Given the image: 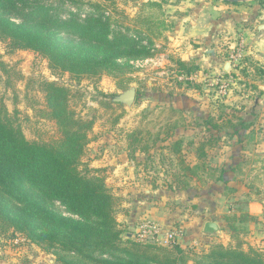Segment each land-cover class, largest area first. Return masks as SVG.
Instances as JSON below:
<instances>
[{
	"label": "rangeland",
	"instance_id": "1",
	"mask_svg": "<svg viewBox=\"0 0 264 264\" xmlns=\"http://www.w3.org/2000/svg\"><path fill=\"white\" fill-rule=\"evenodd\" d=\"M40 1L51 4L62 18L71 14L82 18L91 10L90 3H106L115 20L124 24L122 29L128 35L142 34L150 55L120 59L98 78H78L52 70L41 55L12 49L0 39V103L20 125L26 138L51 141L59 137L55 122L41 116L40 111L46 109L41 83L51 81L64 86L69 90V107L81 117L93 120L88 132L90 140L80 159L83 164L101 170L98 174L104 177L115 199V217L123 240L132 238L161 245L176 242L196 255L216 243L233 246L241 239L244 249L254 248L264 253V227L256 224L255 216L245 211V205L239 207L235 203L234 189L225 188L222 201L225 207L218 214H207V197H200L199 205L192 199L200 196L197 192L209 182L207 175L188 179V188L170 189L176 173L183 172L177 155L169 149L154 148L150 150L152 159L138 151L132 158L125 149L132 136L140 140L138 146L147 143L153 147L158 133L161 138L168 125L178 123L180 126L174 130L171 141L182 139L186 161L194 162V144L188 142H198L207 135L201 130L202 123L208 114L221 113L219 104L229 107L223 109L225 112L249 114L257 110L253 105L264 86V73L261 76L248 69L249 74H244L236 66L247 55L264 66V57H255L252 53V35L257 36V24L264 19L258 23L246 20L236 26L232 24L230 29H224L222 39L223 33L210 45L207 43V2L210 0H152L159 1L160 8L144 5L149 0ZM261 3L264 0L242 6L250 12L252 4ZM148 14L156 16L158 27L154 25L155 20L151 23L142 20ZM210 48H214L215 54L220 53L216 63L207 52ZM179 58L198 68L188 74L178 73L176 60ZM226 62L227 69L223 66ZM131 88L135 90L133 102L119 101L118 97ZM247 119L252 120L248 116ZM253 125L254 132L242 130L210 154L216 153L218 157L225 148L223 152L235 154L239 145L234 144L244 142L246 157L234 165L235 172L246 175L249 190L259 194L261 187L252 180L257 156L253 145L263 133L255 130L256 120ZM124 154L127 159L123 158ZM217 170L215 175L221 167ZM261 186L264 188V182ZM207 215L215 217L220 225L218 232L208 235H213L210 240L202 233ZM53 252L19 234L0 236L1 264H26L27 261L59 264Z\"/></svg>",
	"mask_w": 264,
	"mask_h": 264
},
{
	"label": "trees",
	"instance_id": "2",
	"mask_svg": "<svg viewBox=\"0 0 264 264\" xmlns=\"http://www.w3.org/2000/svg\"><path fill=\"white\" fill-rule=\"evenodd\" d=\"M144 3L161 5L152 0ZM90 6L82 18L76 14L62 18L56 8L40 0H0V39L12 49L41 55L52 70L78 78H98L120 59L150 55L142 34L128 35L106 3L93 2ZM142 20L158 23L154 14ZM147 44H152L150 38ZM176 64L180 74L198 68L180 58ZM236 68L244 74H249L248 69L261 76L264 73V66L248 55ZM41 86L46 106L41 116L55 122L56 139L28 140L0 103V236L19 234L54 251L59 264H264V253L244 249L241 239L233 246L216 243L196 255L176 242L161 245L123 240L115 217V199L98 174L101 170L80 159L89 143L93 120L69 107V90L64 86L51 81ZM219 107L221 113L208 114L202 123L201 130L207 135L198 142H188L194 144V162L186 161L182 139L171 141L178 123L168 125L161 138L158 133L153 147L147 143L138 146L140 140L129 134L132 140L125 149L132 158L138 151L152 159L150 150L154 148L169 149L177 155L183 172L176 173L170 189L188 188V179H201V174L207 175L208 181L222 180L223 172L215 175L218 170L209 163V152L239 130L250 128L253 121L239 115L240 111H223L227 105Z\"/></svg>",
	"mask_w": 264,
	"mask_h": 264
},
{
	"label": "crops",
	"instance_id": "3",
	"mask_svg": "<svg viewBox=\"0 0 264 264\" xmlns=\"http://www.w3.org/2000/svg\"><path fill=\"white\" fill-rule=\"evenodd\" d=\"M211 2H207V43L213 45L216 39L219 38V34L221 35V39L225 36L224 29H230V25L236 26V24L241 23V21L250 20L253 22L255 20L256 23L259 22V19H264V4H252L251 11H247L246 6H242V4H230L226 2H221L218 0H210ZM213 2V3H212ZM245 5V4H244ZM250 6V5H247ZM257 29L259 33L254 37L252 35V53L255 54V57L263 58L264 57V20L263 22H259L257 24ZM212 41V42H210ZM214 48L208 49L209 56L213 62H217L216 60L219 58L220 53L217 52L215 54ZM185 60L184 58H181ZM224 68L227 69V62L224 63ZM253 107H257V110H252L249 114L243 113L240 114L245 119L248 117L252 118L253 123L255 120L257 121V128L255 130L263 133V136L257 140V142L253 145V148L257 152V156L255 159V177L252 180L256 181V186L260 188L259 194L252 192L249 190L248 184H246L248 177L246 175L242 176V173L235 172L236 167L234 165L239 164L240 161H244L245 155V143L240 141L238 152L235 154H228L227 152H223L225 149H221V152L215 155L214 153L211 155L209 152L208 160L210 161L212 158L214 162L210 163L211 166L215 168L221 167L222 180L219 181H209L207 185L203 187V189L198 193L200 196H195L194 203L197 202L199 205L200 197H207V214L215 213L218 214L219 210H222L224 206V196H225V188L230 187L234 189V193H232L233 199L236 201L235 203L239 205V207L245 205V211L249 213V215L255 216L256 224L261 227H264V188L261 186L262 182H264V86L259 90V94L256 96L254 100ZM254 126V125H253ZM252 129V126L247 129ZM245 131L246 129H242ZM239 130L238 133H240ZM254 132V129L250 130ZM249 131V132H250ZM237 149V148H236ZM218 150V148H217ZM123 156L124 159H127L126 154ZM119 168V167H118ZM261 191V192H260ZM245 199V200H239ZM242 201V202H241ZM239 203V204H238ZM232 209V208H231ZM233 210V209H232ZM239 211V210H237ZM238 213V212H236ZM215 221L218 225L217 219L215 217H209L207 215V220ZM205 222V221H204ZM204 224V223H203ZM203 226V225H202ZM220 226V225H219ZM213 236V235H212ZM212 236L207 235V240L212 239ZM30 260V259H29ZM2 259H0V262ZM1 264V263H0ZM25 264V263H24ZM26 264H37L35 261H27Z\"/></svg>",
	"mask_w": 264,
	"mask_h": 264
},
{
	"label": "water",
	"instance_id": "4",
	"mask_svg": "<svg viewBox=\"0 0 264 264\" xmlns=\"http://www.w3.org/2000/svg\"><path fill=\"white\" fill-rule=\"evenodd\" d=\"M221 2H226L230 4H243L251 1H259V0H218ZM135 98V90L134 89H129L125 91L122 95L118 97V100L121 102H124L126 104H131ZM220 229L219 225L212 220H208L204 223L203 228H202V233L204 235H211L215 234L218 232Z\"/></svg>",
	"mask_w": 264,
	"mask_h": 264
},
{
	"label": "built area",
	"instance_id": "5",
	"mask_svg": "<svg viewBox=\"0 0 264 264\" xmlns=\"http://www.w3.org/2000/svg\"><path fill=\"white\" fill-rule=\"evenodd\" d=\"M172 236L170 235L169 238H171Z\"/></svg>",
	"mask_w": 264,
	"mask_h": 264
}]
</instances>
